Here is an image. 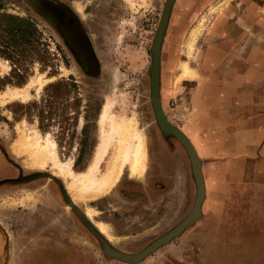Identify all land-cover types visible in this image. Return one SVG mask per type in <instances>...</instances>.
Instances as JSON below:
<instances>
[{
  "label": "rangeland",
  "instance_id": "rangeland-1",
  "mask_svg": "<svg viewBox=\"0 0 264 264\" xmlns=\"http://www.w3.org/2000/svg\"><path fill=\"white\" fill-rule=\"evenodd\" d=\"M167 1L0 0V49H14L19 56L14 64L0 54V93L33 83L28 100L0 103V139L9 141L11 158L29 175L26 185L12 186V197L0 201V210L28 207L30 212L28 225L21 229L27 234L24 242L19 228L4 231L6 247L12 243L18 249L10 253L8 264H264V204L259 203L264 173L259 176L244 160H226L215 168L205 161L201 217L143 260L128 263L106 252L105 245L124 254L141 252L177 227L195 202L190 157L181 141L160 127L151 99L153 43ZM234 1H172L160 48V96L166 122L176 129L182 118L181 93L191 94L197 64L202 66L216 40L215 21ZM47 5L67 9L63 24L66 15L77 19L91 52L89 62L78 59L65 43L44 9ZM11 30L19 34L9 35ZM15 67L26 71L24 77L17 75L20 70L13 72ZM182 81L190 84L188 92L182 90ZM105 108L109 119L102 122ZM110 119L133 126L143 136L145 168L141 175H132L126 163L106 193L75 195L68 189L72 179L63 178L59 170L70 165L76 175L87 173ZM33 133L42 143L53 141L59 166L51 161L33 164L21 152L19 137ZM116 138L114 134L97 176L106 172ZM43 246L40 257L35 250ZM5 254L9 256L7 250Z\"/></svg>",
  "mask_w": 264,
  "mask_h": 264
},
{
  "label": "crops",
  "instance_id": "crops-1",
  "mask_svg": "<svg viewBox=\"0 0 264 264\" xmlns=\"http://www.w3.org/2000/svg\"><path fill=\"white\" fill-rule=\"evenodd\" d=\"M213 39L216 40L205 52L193 95L182 101L181 108L186 112L181 113V129L192 142L202 166L205 161L215 168L226 160L231 163L244 160L256 167L261 176L264 173V0H235L215 24ZM0 143V201H3L12 197L7 179L15 176L16 171L10 162L9 141L3 143L0 139ZM221 181L224 176H220L218 183ZM259 203L264 204V198ZM7 208L12 211L11 206ZM12 219L10 214L0 215L3 224L0 225V264H8L10 253L18 250L12 243L6 247L4 231L13 229Z\"/></svg>",
  "mask_w": 264,
  "mask_h": 264
},
{
  "label": "bare ground",
  "instance_id": "bare-ground-1",
  "mask_svg": "<svg viewBox=\"0 0 264 264\" xmlns=\"http://www.w3.org/2000/svg\"><path fill=\"white\" fill-rule=\"evenodd\" d=\"M187 72L188 69L184 68L182 75H186ZM32 84L31 82L23 88H8L6 91L0 93V103L16 99L22 102L28 100ZM41 84H39V88L42 86ZM101 118L102 122L109 119L107 108L104 109ZM102 132L103 134L105 133V136H103L100 150L94 164L87 173L76 175L70 165L65 168L61 167L59 170L63 178L72 179L68 187L69 191L74 192L73 194L75 195L79 194L80 197H95L106 193L117 181L126 163L129 164L132 175H141L145 168L144 138L141 134L134 132L133 126L110 119L108 130H102ZM114 134L117 135L115 154L109 160L106 172L101 176H97L99 163L105 156ZM134 138L136 139V143L132 141ZM17 145L21 148V152L30 158L33 164L42 165L46 161H51L53 164L59 166L55 144L49 138L42 143L37 133L30 135L22 134L19 137ZM88 214L91 215V213ZM99 227L102 232H105L106 228L103 224Z\"/></svg>",
  "mask_w": 264,
  "mask_h": 264
},
{
  "label": "flooded vegetation",
  "instance_id": "flooded-vegetation-1",
  "mask_svg": "<svg viewBox=\"0 0 264 264\" xmlns=\"http://www.w3.org/2000/svg\"><path fill=\"white\" fill-rule=\"evenodd\" d=\"M44 9H45L46 13H48L52 17V19L54 20V23L56 25H58V27L60 29V32L62 33L61 35H63L62 37L64 38L65 43H67V45L69 46V48L74 51L73 52L74 55L76 57H78V59H80L82 62H86V63L89 62V60H91V58H90L91 52L89 51V47L87 45V41H86L85 35H84V33L82 32L81 28L79 27V25L77 23V19L75 17H71V16H67L66 15L67 19L64 20L65 23L63 24L62 19L64 17V14L67 13V11H66L67 9L65 7L60 6V5H55V6H53V5H51V6L50 5H47V6H44ZM220 16L218 17V19L220 18ZM68 17H71V18L68 19ZM218 19L215 21V24L217 23ZM163 36H164V33H163L162 37ZM154 41H155V39H154ZM162 43L163 42H162V38H161V42H160V45H159V56H158V101H159V107H160V111L162 113V116L168 122V117L166 115L167 112L165 111L166 113H164L165 104H164V101L161 99V96H160V93L162 92V84H161V79H162L161 78V62H160V55H161L160 48H161V44ZM204 45H205V43H203L202 49H205L204 48ZM153 46H154V43H153ZM153 60H154V57H153ZM197 65H198L197 66L198 78L192 80V84H191L192 85V87H191L192 92H191V94H189V93H181L182 94V97H181V106H182V101H184V100L186 101L187 98H188V96L191 97L193 95V92H194L195 87L197 85V81L200 78V73L202 71L201 70L202 66L199 65V63ZM189 85H190L189 83H187V82L185 83V81H182V90L186 87V90L188 92ZM166 89H167V82L165 81L164 82V85H163V91H166ZM182 112H186V109L181 108V113ZM155 113H156V111H155ZM177 129L189 140V138L187 137V135L182 131L181 124L178 125ZM190 143L192 144L191 141H190ZM192 146H193V144H192ZM154 147H157V146L154 144ZM168 149H169V146H168ZM161 150H162L163 153L160 152V154L161 155L162 154L165 155L166 153L163 151V149H161ZM163 155H162V158L164 160H166V158ZM10 162H11L13 168L16 171V175L15 176H12L9 179H7L8 180L7 182H9V184L11 185L10 187H12L14 185H20V186L21 185H26L27 182L29 181V175L27 173L26 174L24 173L23 167L20 164H18L16 161H14L13 158H10ZM159 169H160V166L158 165L155 168V172H158ZM41 209L44 210V207L41 208ZM0 211H1L0 214H3V215H4V213L7 214V215L10 214V216L13 217V219L11 221L12 224H13V229L16 230V229L19 228V233L22 234V238H20L21 243L24 242L22 240L27 237V234H25V232L23 230L25 229L26 225H28L27 219L29 218V215H30L29 214L30 212L28 210V207H27V210H23V209L19 210V209H16V211H13V209H12V211H9V208H7V209H5V211L4 210H0ZM2 212H4V213H2ZM21 212H23V213H21ZM22 214H27V216H23V218H22L21 217ZM18 218L21 219V222H18L17 223ZM0 225H3V224H0ZM13 229H11V230H13ZM21 229H23L22 230V233H21ZM5 236H6V239L5 240H7L8 239V235H6V233H5ZM41 243L42 242H40L39 245ZM43 250H44V246L37 248L35 251H37L38 256H40V257L43 254L42 255V257H43L44 256V251ZM41 259L42 258H39V260H41Z\"/></svg>",
  "mask_w": 264,
  "mask_h": 264
},
{
  "label": "water",
  "instance_id": "water-1",
  "mask_svg": "<svg viewBox=\"0 0 264 264\" xmlns=\"http://www.w3.org/2000/svg\"><path fill=\"white\" fill-rule=\"evenodd\" d=\"M172 1L173 0L167 1L165 10H164V13L162 16L161 24H160V27L158 29V32H157V35H156V38L154 41L153 50H152L154 60H153V63H152L151 69H150V73H151V99H152V103L154 105V109L156 111L157 121H158L160 127L164 131H168V132L174 134L181 141V143L185 147V149H186V151L190 157L191 164H192V171H193V175H194V178L196 181V187H197L196 197H195V202H194L192 210L184 218V220L177 227H175L172 231H170L169 233L165 234L164 236L160 237L159 239H157L156 241L151 243L149 246H147L141 252L136 253V254H124V253H121V252H118V251L111 249L108 245H105L106 252L109 255H111L117 259H120L122 261L128 262V263L140 262L145 257H147L150 253L155 251L159 246L167 243L172 238L178 236L185 228L191 226L193 223H195L201 217V204H202V201L204 199V191H205L204 181H203V176H202V169H201V161L198 158V156L194 150V147L192 146L190 141L178 129L169 125L166 122L165 118L162 116V113L160 111L159 101H158L159 45L161 42L164 27L166 24V19L168 17L169 11H170Z\"/></svg>",
  "mask_w": 264,
  "mask_h": 264
},
{
  "label": "trees",
  "instance_id": "trees-1",
  "mask_svg": "<svg viewBox=\"0 0 264 264\" xmlns=\"http://www.w3.org/2000/svg\"><path fill=\"white\" fill-rule=\"evenodd\" d=\"M13 18V17H12ZM13 19H17V18H13ZM26 23V25H29L30 26V21L28 20H24ZM9 35H13L12 32H16L15 35H18L19 31L18 30H11V31H8ZM3 50V51H2ZM0 54H5L6 58L10 59V61H12L14 63V60L16 62H18L19 60V56L17 55L16 51H14V49H0ZM16 58V59H15ZM15 64V63H14ZM17 70H20L19 68ZM16 67L14 68L13 72H16ZM26 73V71H21L17 74L18 76H20L21 78L24 77V74ZM20 84H22V82H20Z\"/></svg>",
  "mask_w": 264,
  "mask_h": 264
}]
</instances>
